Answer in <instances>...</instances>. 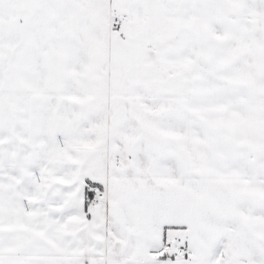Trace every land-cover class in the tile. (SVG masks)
<instances>
[{"label":"snow or ice","instance_id":"obj_1","mask_svg":"<svg viewBox=\"0 0 264 264\" xmlns=\"http://www.w3.org/2000/svg\"><path fill=\"white\" fill-rule=\"evenodd\" d=\"M0 264H264V0H0Z\"/></svg>","mask_w":264,"mask_h":264}]
</instances>
